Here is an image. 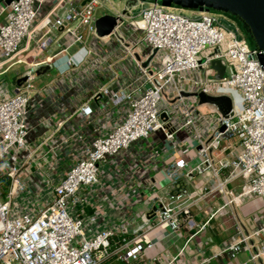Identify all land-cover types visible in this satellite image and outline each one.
I'll return each mask as SVG.
<instances>
[{"label": "built area", "instance_id": "obj_1", "mask_svg": "<svg viewBox=\"0 0 264 264\" xmlns=\"http://www.w3.org/2000/svg\"><path fill=\"white\" fill-rule=\"evenodd\" d=\"M105 1L56 0L45 13V0L0 5V67L30 49L35 31L38 48L54 32L64 38L60 53L89 44L84 61L66 58L61 75L39 89L37 64L13 88L0 82V264H185V246L225 208L236 232L220 253L245 249L241 264H264V216L245 233L237 214L242 201L264 199L258 51L213 11L191 18L153 0L136 20L135 3L125 5L115 14L121 23L99 37L95 13ZM215 60L225 66L221 79ZM197 93L228 96L232 116L209 103L202 110ZM179 132L193 143V163L181 158L187 142ZM197 176L203 183L190 189ZM215 194L223 203L197 221L191 208ZM142 202L151 207L138 213ZM157 228L192 233L175 254L147 258Z\"/></svg>", "mask_w": 264, "mask_h": 264}, {"label": "crops", "instance_id": "obj_2", "mask_svg": "<svg viewBox=\"0 0 264 264\" xmlns=\"http://www.w3.org/2000/svg\"><path fill=\"white\" fill-rule=\"evenodd\" d=\"M2 0H0V5L2 4ZM56 0H45L44 2V13L49 10L54 4ZM105 4V3H104ZM101 4L99 7L103 6ZM98 7V8H99ZM130 8V11L131 12ZM104 11V10H103ZM108 13L107 11H105ZM109 13V14H117ZM58 15L60 12L57 13ZM41 32L35 31L34 39L30 49L22 52L16 57V60H21V62H15L5 68L0 67V82L6 83L9 87L12 83L8 84L6 80L8 79V74L13 73L14 79L17 80L23 77V73L27 68V64H37L38 66L48 65L49 69L45 73H41L37 75L34 80V87L39 89L44 85H47L54 81L57 77H59L62 70L65 68L66 58L71 57L74 62H82L85 60L87 55L88 46L87 45H78L70 48L68 53H60L61 45L64 41L63 35L59 32H54V36L56 39L52 38L45 48H38L35 43L40 38ZM51 58V60H48ZM18 66L22 67V70H18ZM52 69L51 74H47V72ZM22 71V72H20ZM41 76V79H37ZM9 80V79H8ZM7 80V81H8ZM16 80V81H17ZM36 81V82H35ZM11 82V79H10ZM13 85H17L14 83ZM88 92H86L87 94ZM44 114L47 115L50 113V107L44 106L42 108ZM178 137L180 139L186 140L187 145L183 148V154L181 156L184 160H192L195 155V151L193 149V143L191 141H187L185 139V133L179 132ZM159 139H163L162 134H159ZM232 144L235 146L237 144V140L233 139ZM164 145L168 148L169 143L164 142ZM174 158H178V154L174 152L171 156L165 157L166 163H170L174 160ZM196 160H192L191 162H195ZM203 183V178L197 176L189 185L190 189L197 188ZM235 190L239 191L240 186L236 185ZM161 193L166 194L168 191L166 187H161ZM256 198V197H255ZM257 202V204L254 202ZM147 203V202H142ZM140 203L139 205H141ZM223 203V199L218 194H215L213 197H209L202 202H199L197 205L191 208V212L194 218L197 221H204L209 216V213L214 211L219 204ZM259 200L257 199H249L248 201H242L237 207V214L239 219L242 222L243 230L245 233L251 232L254 228H256L259 223L262 221L264 216V204L259 205ZM150 204V203H149ZM137 205L136 207H138ZM151 205V204H150ZM136 210V209H135ZM147 211V210H146ZM138 213H143V210H136ZM236 232V220L229 208H225L214 215V217L209 221L207 227L201 233L192 237L191 242L185 246L184 248V263L185 264H241L248 260L249 253L245 249H240L237 253L231 255L230 253H220V250L224 245L229 243L232 239V236ZM192 232H189L185 229L178 233H169L165 235L163 233L162 228H157L152 232V236L155 238V245L152 249L148 250L146 253V257L149 258L151 256L168 253L173 255L176 253L177 249L184 246L185 240ZM263 263V261H262ZM261 264V263H259Z\"/></svg>", "mask_w": 264, "mask_h": 264}, {"label": "water", "instance_id": "obj_3", "mask_svg": "<svg viewBox=\"0 0 264 264\" xmlns=\"http://www.w3.org/2000/svg\"><path fill=\"white\" fill-rule=\"evenodd\" d=\"M6 4L12 0H2ZM147 1V0H146ZM156 3L171 7L195 9L197 11H214L222 14H228L238 19L246 33L252 38L254 46L252 48L258 51L257 57L264 66V0H153ZM136 3L135 0H127L129 3ZM122 18L119 15L103 13L96 17L94 21L95 33L99 37L107 36L111 31L121 23ZM147 58L142 62V66L148 65ZM211 67L216 71L215 78L221 79L225 76V66L220 61H212ZM49 69L48 65L39 66L36 69V75L45 73ZM25 80V77L19 78L16 83ZM184 96L189 93H182ZM198 103H209L217 107L224 117L232 116L231 100L228 96H208L203 93H197ZM223 130V127L220 128Z\"/></svg>", "mask_w": 264, "mask_h": 264}, {"label": "rangeland", "instance_id": "obj_4", "mask_svg": "<svg viewBox=\"0 0 264 264\" xmlns=\"http://www.w3.org/2000/svg\"><path fill=\"white\" fill-rule=\"evenodd\" d=\"M126 1L127 0H106L105 4L103 6L97 8V11L95 14L98 17L101 14L106 13L105 11H107L108 13H115L116 11L121 12L126 5ZM147 4H148V1H146V0H137V2L135 4H133L131 7L132 9H131V12L129 13L130 18L133 20L139 19L141 10L145 6H147ZM168 9L172 12H177V13H180V14L187 16V17H191V18H197L198 17L197 15H195L196 14L195 11H197L195 9L180 8V7H176V6L168 7ZM215 14L217 16V23L219 25L235 31L236 34L238 35V37H242V38L246 39L244 33L241 31L240 27L237 25V23L234 20H232L229 16L222 14V13H215ZM86 45L89 46L88 43ZM156 53H157V49H152V51L150 52V54L147 57L149 59L148 63L155 57ZM16 68H18V70H22L21 66H18ZM20 72H22V71H20ZM51 72H52V69H50L47 72V74H51ZM12 75H13L12 72L9 73L8 74L9 80L8 79H7L8 81L6 80V82H8V84L12 83L10 85V88L14 87L13 84L16 83V80H17V78L14 79V76H12ZM10 79H11V82H10ZM37 79H41V76L38 77ZM200 108L202 110L212 109L211 105L206 104V103L200 105ZM253 199L259 200V202H260L259 205L264 204V199L261 197H256V198L254 197ZM255 203L257 204V202H254V204ZM149 207H151V205L149 203H142L141 205H139L135 209L146 211L149 209Z\"/></svg>", "mask_w": 264, "mask_h": 264}, {"label": "trees", "instance_id": "obj_5", "mask_svg": "<svg viewBox=\"0 0 264 264\" xmlns=\"http://www.w3.org/2000/svg\"><path fill=\"white\" fill-rule=\"evenodd\" d=\"M147 1H148V0H147ZM213 12H214V11H213ZM214 13H218V12H214ZM225 15L229 16L232 20H234V21L237 23V25L240 27L241 31L244 33V35H245V37H246V41L248 42V44H249L250 46H254V43H253L252 38L246 33V31H245V29L243 28L241 22H240L238 19H236L235 17L231 16V15H228V14H225Z\"/></svg>", "mask_w": 264, "mask_h": 264}]
</instances>
